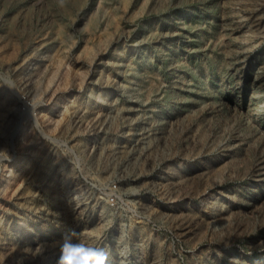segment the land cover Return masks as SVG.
I'll return each instance as SVG.
<instances>
[{"label":"rangeland","instance_id":"rangeland-1","mask_svg":"<svg viewBox=\"0 0 264 264\" xmlns=\"http://www.w3.org/2000/svg\"><path fill=\"white\" fill-rule=\"evenodd\" d=\"M264 0H0V264H264Z\"/></svg>","mask_w":264,"mask_h":264},{"label":"clouds","instance_id":"clouds-1","mask_svg":"<svg viewBox=\"0 0 264 264\" xmlns=\"http://www.w3.org/2000/svg\"><path fill=\"white\" fill-rule=\"evenodd\" d=\"M62 239L61 255L57 264H108L109 253L105 249L89 247L83 242H73L71 234Z\"/></svg>","mask_w":264,"mask_h":264},{"label":"bare ground","instance_id":"bare-ground-1","mask_svg":"<svg viewBox=\"0 0 264 264\" xmlns=\"http://www.w3.org/2000/svg\"><path fill=\"white\" fill-rule=\"evenodd\" d=\"M262 163H264V161H262Z\"/></svg>","mask_w":264,"mask_h":264}]
</instances>
